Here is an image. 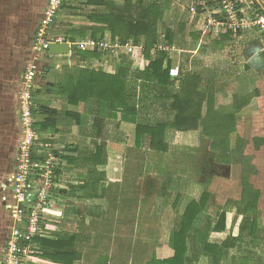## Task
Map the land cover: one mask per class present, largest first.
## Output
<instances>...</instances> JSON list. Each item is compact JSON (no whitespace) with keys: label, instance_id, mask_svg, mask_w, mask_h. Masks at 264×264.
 <instances>
[{"label":"crops","instance_id":"obj_1","mask_svg":"<svg viewBox=\"0 0 264 264\" xmlns=\"http://www.w3.org/2000/svg\"><path fill=\"white\" fill-rule=\"evenodd\" d=\"M107 1H113L119 6L125 4L124 0ZM144 1L146 6L154 3L163 6V17L157 22V46L158 49L160 46L175 47V50L169 52L172 65L180 66L183 61H187V74L201 79L205 74L212 75L211 79L206 81L203 79L204 82L201 83L207 96L200 110L199 128L186 132L169 130L166 138L169 152L158 153L150 149L146 138L141 146H137L136 123L124 121L122 113H118L116 118L98 116L95 112L96 105L92 104L89 108L91 115L85 126L62 125L57 127L55 132L45 133L48 135L53 133L58 139L72 127L75 137H79V140L85 138L91 145L90 148L84 149L87 153L94 149L96 142L106 145L107 162L97 167L94 180L85 189L91 190L90 194L80 196L81 198L77 194L63 196L68 205L65 207L62 203L56 228L62 229L60 225L66 219V212H72L75 217L88 219L89 229L72 232L78 238L75 250L81 255V259L75 264H148L154 257L158 260H167L173 258L175 254L170 240L177 222L192 202L200 203L204 194L208 193V208L201 215L199 222L202 225L207 216L211 218L214 227L219 215L226 214V229L223 232H207L206 238L204 232V238L196 249L198 253L194 254L191 250L188 254L192 257L193 264H253V258L249 253L253 251V246H264V241H237L243 220L238 208L242 207L243 203L244 166L250 165L255 172L249 170V183L260 193L257 205V218L260 220L261 201L264 200L262 180L264 178V92H260L257 86L264 80L262 77L264 38L259 33L251 31L236 37L231 35L227 41L224 37L229 33L216 27L214 21H220L221 18L214 15L217 9L211 7L208 0H201L200 14L196 7V14L192 13L193 16L189 14L190 18L183 21L179 19L169 23L168 29L166 27L162 29L161 23L165 22L166 15L167 17L169 15L167 12H173L175 15L178 11V2L176 0H170L171 3L169 0ZM243 2L245 6L248 3L264 4V0H243ZM194 15L197 16L195 20ZM94 25L91 22L87 27ZM168 33H172V43L167 40ZM106 37H111L109 32ZM116 39L120 40L118 37L114 40ZM120 41L123 43L122 40ZM146 41L147 39L143 37L141 42L143 47ZM239 47H242L241 51ZM102 53L103 59L94 62L93 66L104 68L109 74H115L120 69L121 57H126L128 62L132 59L126 53ZM50 59L44 57L41 60L40 67L43 71ZM238 60H243V65H238L236 62ZM68 62L70 63L71 60ZM132 67L138 70L140 64L133 63ZM229 76L231 79L225 82L230 78ZM44 77L46 78L39 77L37 89L55 83L50 73H45ZM144 91L140 86L137 89V123L151 124L153 122L147 119V115L150 107L154 105V92L149 93L151 95L149 96ZM53 104L51 107H62L55 100ZM161 105L157 102L155 107ZM257 106L256 113L259 114L256 115L254 109ZM79 111L80 113L86 111L84 104L79 106ZM172 118L173 113L169 114L168 120ZM204 120L208 121V130L221 138L230 130H234L230 136L228 156L223 151H213L212 140L203 135ZM225 123L228 125H224ZM114 126L117 130H114ZM72 145L77 146V143ZM84 150L80 149V153H84ZM74 154L77 156V153ZM71 166L77 169L79 178L75 184L70 183L74 181L65 184L82 186L87 172L78 169L76 165ZM99 189L105 193H99ZM81 199L89 203L79 204ZM73 201L77 203L76 206L71 204L74 203ZM175 218L176 222L171 225ZM80 221L82 224V220ZM61 231L69 233L66 230H59ZM47 232L48 238H53L50 230ZM226 241H231V246L227 251L224 250L223 257L217 258L218 261L205 253L207 245L220 247ZM3 250L2 244L0 264ZM240 250L247 254L239 256L237 253ZM29 264L56 263L41 258L36 263ZM254 264H264V260Z\"/></svg>","mask_w":264,"mask_h":264},{"label":"trees","instance_id":"obj_2","mask_svg":"<svg viewBox=\"0 0 264 264\" xmlns=\"http://www.w3.org/2000/svg\"><path fill=\"white\" fill-rule=\"evenodd\" d=\"M68 0L66 3H68ZM81 1V0H78ZM123 6L107 0H87L86 6L90 8L88 19L95 24L89 28L71 29L70 42H75V36L91 38L95 41L105 38L109 32L110 36L120 38L123 43L133 40L138 51L127 61L121 57L120 69L115 74H109L104 68H95L94 62L101 61L104 57L102 52L81 51L72 49L71 62L74 65H65L61 73L53 75L55 83L37 89L35 100L38 95L51 96L59 102L62 107L55 108L49 104H40L35 107V115L39 118L36 128L40 127L41 132L49 133L57 131L62 125L85 126L89 121L92 104L96 105L95 112L104 118H116L122 113L124 121L136 123V144L142 145L146 138L149 141L150 149L158 153H168L169 145L166 141L167 132L176 130L186 132L198 130L201 119L200 110L206 100L207 92L201 87V78L184 74L178 80L170 76L172 61L169 51L160 50L157 46V22L163 17L162 6L157 3L146 6L144 0H124ZM212 5V1L208 0ZM216 1V0H215ZM243 4V0H240ZM67 7V4H64ZM63 6V7H64ZM64 7V8H65ZM211 7H218L217 4ZM201 6H198V14L201 13ZM68 37V36H67ZM147 39L146 45L140 48L142 38ZM231 37L229 33L224 38ZM167 40L172 43V33H168ZM147 62V66L145 65ZM140 64V69H133L132 64ZM132 70H135L132 72ZM47 74L49 72H46ZM178 83V88L176 84ZM140 86L147 94L156 92L153 97L154 105L159 102L166 109L167 114L173 113V118L158 120L151 124H138V107L136 103L137 89ZM44 92V93H43ZM149 96H147L148 98ZM213 94L210 97L212 99ZM34 100V101H35ZM157 101V102H156ZM85 105L86 111L80 113L79 106ZM89 110V111H88ZM170 110V111H169ZM203 135L212 140V149L215 152H222L228 156L230 136L234 130H230L221 138L208 130V121H203ZM224 125H228L225 123ZM223 126V125H221ZM106 145L95 143L93 150L88 153L81 152L79 146L65 145L59 157L65 159L68 164L76 165L78 169L85 170L87 175L82 186L64 184L59 191L62 196L77 194L85 190L94 180L97 174V167L107 162L105 155ZM225 149V150H224ZM59 150V149H58ZM74 153H77L75 156ZM67 154H74V158ZM248 164V162H247ZM244 165V164H243ZM246 165L243 177V203L238 208L239 215L243 216L240 225V235L237 241L256 242L264 241V228L257 218V205L260 193L249 183L248 175L254 169ZM250 170V171H249ZM209 194L205 193L201 202H192L177 222L176 229L172 232L170 244L175 254L167 260H158L154 257L148 264H193L192 257L188 254H197L196 249L199 243L205 238L207 232H223L226 229V214H220L214 227L212 220L205 216V221L200 224L201 215L208 208ZM53 238H36L34 246L40 252V257L56 264H75L81 259V255L75 250L78 238L73 233L59 232L60 228H50ZM227 242V243H226ZM220 247L206 246L205 253L217 260L223 257L225 251L231 246V241H226ZM191 245V246H189ZM225 250V251H224ZM218 261V260H217Z\"/></svg>","mask_w":264,"mask_h":264},{"label":"built area","instance_id":"obj_3","mask_svg":"<svg viewBox=\"0 0 264 264\" xmlns=\"http://www.w3.org/2000/svg\"><path fill=\"white\" fill-rule=\"evenodd\" d=\"M67 1L47 0L33 39L34 51L39 57L50 59L49 49L53 43H68L71 50L75 47L81 51L126 53L130 56L139 50L132 40L122 43L111 37L98 41L87 38L74 44L61 38H51V29L55 27L60 11L64 9ZM216 3L218 9L214 15L222 17L220 21H214L216 27L234 37L254 31L264 38V4L248 3L245 6L240 0H216ZM190 11L196 14L194 6ZM140 48L144 49L142 45ZM159 48L169 52L175 50V47ZM39 63L28 62L22 90L17 96L21 140L8 178L10 190L8 196L4 197L7 202L6 213L12 219L14 227L6 240L1 264H29L41 259L34 241L36 238L49 237L47 230L57 226L60 208L65 200L59 188L67 183L65 167L68 162L56 154L55 151L60 149L56 144L47 141L43 143L36 128L39 118L34 112V94L38 88L39 77L43 78L45 75ZM170 76L174 80L181 77L179 65L171 66Z\"/></svg>","mask_w":264,"mask_h":264},{"label":"rangeland","instance_id":"obj_4","mask_svg":"<svg viewBox=\"0 0 264 264\" xmlns=\"http://www.w3.org/2000/svg\"><path fill=\"white\" fill-rule=\"evenodd\" d=\"M86 1L87 0H70L68 3H66L68 6L65 7L62 11H60L58 19L56 20L55 27L51 29V38H61L63 41H68L67 38H70L69 36L71 34V29L89 28L87 26H89V24L91 23L88 19V15L90 14V8L86 6ZM171 1L169 0V3H171ZM176 1L178 2V11L176 12V14L178 13V15H173V12H167V14L169 15L168 17L166 15L167 18L165 17L166 21L163 22L164 24L161 23L162 29H165V27L166 29H168V25H170L169 23H174L176 21H179V19L183 21L185 19L190 18L189 14L193 16L190 11V8L193 6L195 8L198 7L201 2V0ZM46 2L47 0H0V246L3 244L4 248L6 245V240L10 236V233L14 227L12 219L9 218L8 214L6 213L5 204H7V202L4 200V197L8 196V191L10 190L8 178L12 171V163L17 155V149L21 140V128L19 125L20 122L18 115L19 99H17V96L21 93L22 90L23 76L25 69L27 68L28 62H41V60L43 59L35 53L33 39L39 27L40 20L42 18V12ZM211 4L215 5L217 3L214 0ZM215 9H218V7H216ZM194 16L195 20L197 16ZM218 17L222 18L221 16ZM78 39L83 38L79 35H76L75 42L78 41ZM75 42L72 43L74 44ZM239 48V50L241 51L242 47ZM73 49L75 48L73 47ZM72 51L73 50H71V54ZM230 58L231 57H229V60ZM71 59L72 57L70 55L69 58L68 56H62L60 59L52 57L48 65L45 66L46 69H44V72H49L52 76L59 74L65 65H74L73 61L70 63L68 62ZM236 62L238 65H243V60H238ZM147 64L148 63H146L145 65L147 66ZM186 64L187 61H183L180 64L182 75L187 74L188 72ZM201 77V80L204 79L206 81L208 79H211L212 75L211 73H209ZM262 77L264 78V73L262 74ZM43 78L45 79L46 77L43 76ZM230 79L231 77L226 79L225 82H229ZM204 80L201 81V83L204 82ZM257 82H259V80ZM262 82V84H258L257 86L260 92H264V80ZM152 93L153 92H150V94ZM150 94L149 96H151ZM41 95L43 94L38 95L36 100L34 101L36 106L39 107L40 104H49L50 106L54 105V98H52L51 96L48 97L47 95L45 97H42ZM154 95H156V92H154ZM257 108L258 106L256 107V109H254L256 115L259 114L256 113ZM147 117L148 120L156 122L158 120L161 121L163 119L168 118L169 114H167L166 109L163 108L162 105L159 107H155V105H152L150 107L149 114L147 115ZM114 130H117L115 126ZM37 131L43 143L46 141L51 142L53 144H56L60 148L59 150L55 151L56 154H60L66 144L71 145L77 143V146H79V148L83 150L88 147L90 148L91 146L88 144V140H86L85 138L79 140V137H75V131L73 133L72 127H70L67 133H63V136L58 139H56V136H53V133H50L51 135H48L41 132L40 127L37 128ZM84 153H87V150H84ZM67 155L71 158H74V154ZM116 161L117 160L115 159L114 162ZM65 170L66 176H68L66 178L67 182L74 181L70 183L75 184L77 182L76 180L79 178V172L77 171V169H73V167L68 164V166L65 167ZM262 180L264 181V178H262ZM98 191L99 193H105L104 191H102V189H99ZM89 192H91V190H82L77 193V196H88L90 194ZM87 202L89 203V201ZM87 202L82 200L78 203L84 205ZM62 203L65 207L68 205L67 201H63ZM71 204H74L76 206L77 203L74 202ZM261 209L262 213L259 218L261 226L264 228V200L261 201ZM65 217L66 219L60 225L63 231L66 230L67 232L72 233L75 230L89 229L88 219L75 217L72 212H66ZM80 220H82V224ZM175 222L176 218L174 219V222L171 225H174ZM172 228L173 227H171V229ZM168 232H170V230ZM237 254H239V256H243L247 253L240 250V252H238ZM249 254L253 258V264L263 261L264 246H253V251Z\"/></svg>","mask_w":264,"mask_h":264},{"label":"water","instance_id":"obj_5","mask_svg":"<svg viewBox=\"0 0 264 264\" xmlns=\"http://www.w3.org/2000/svg\"><path fill=\"white\" fill-rule=\"evenodd\" d=\"M71 53V49L68 43H53L49 49V55L55 56H68Z\"/></svg>","mask_w":264,"mask_h":264}]
</instances>
